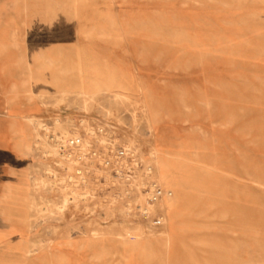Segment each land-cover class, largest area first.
I'll use <instances>...</instances> for the list:
<instances>
[{"label":"rangeland","instance_id":"1","mask_svg":"<svg viewBox=\"0 0 264 264\" xmlns=\"http://www.w3.org/2000/svg\"><path fill=\"white\" fill-rule=\"evenodd\" d=\"M30 1L33 13L57 20L26 25L63 40L70 57L64 85L55 79L51 89L27 92L41 108L26 118L32 141H22L24 223L29 254L42 255L36 264H264V0ZM28 40L0 38V109L2 74L13 77ZM64 113L139 138L163 187L171 167L177 188L163 201L164 227L148 229L106 196L70 199L55 185L35 144L39 123ZM137 225L129 238L118 233ZM82 240L89 256L75 250Z\"/></svg>","mask_w":264,"mask_h":264},{"label":"built area","instance_id":"2","mask_svg":"<svg viewBox=\"0 0 264 264\" xmlns=\"http://www.w3.org/2000/svg\"><path fill=\"white\" fill-rule=\"evenodd\" d=\"M38 127L36 152L68 198L92 202L103 195L148 229L164 226L163 201L173 192L159 182L155 155L143 141L109 121L85 115L64 113Z\"/></svg>","mask_w":264,"mask_h":264},{"label":"crops","instance_id":"3","mask_svg":"<svg viewBox=\"0 0 264 264\" xmlns=\"http://www.w3.org/2000/svg\"><path fill=\"white\" fill-rule=\"evenodd\" d=\"M34 9L36 4L30 0H0V38H29L20 62L10 68L14 71L13 77L2 74L5 103L0 109V264H36L37 258L42 257L29 254V238L24 223L26 211L22 205L26 195L24 170L29 166V151L25 150L22 141L25 134L31 141L33 139L26 118L36 117L41 112L38 99L33 95L29 98L27 92H37L45 86L51 89L55 79L64 85V58H70L67 57L68 46L63 40L53 42L51 35L47 40L48 34L42 29L26 25L57 20L52 13L36 14L32 12ZM46 59L54 61L48 65ZM33 81L37 86L34 90ZM10 198L14 199L17 207L7 206L11 203ZM178 198L174 204L176 210L180 205ZM176 225L174 219L167 225L172 231L168 249L174 243ZM88 245V241L82 240L76 243L75 250L78 254L86 252L89 256L91 250L87 249ZM43 256L46 257V254Z\"/></svg>","mask_w":264,"mask_h":264},{"label":"bare ground","instance_id":"4","mask_svg":"<svg viewBox=\"0 0 264 264\" xmlns=\"http://www.w3.org/2000/svg\"><path fill=\"white\" fill-rule=\"evenodd\" d=\"M53 61L54 60L51 61L50 59H46V62L48 63V65L51 62H53ZM162 173H163V171H162ZM163 174H164V179H165L164 181H166V187L170 188L172 190V192L174 193V191L176 190L177 186L175 185L176 184L175 183V180L171 177V167H169V168L168 167H165ZM173 200H174V195L172 194V196L170 198H168V201L171 202ZM66 202H67V197H64V205L66 204ZM173 204H175V203H173ZM140 229L141 228H140L139 225L135 226L134 228H128L127 226L126 227L122 226L120 228V231L121 232H118V233L122 237L129 238L130 236H133L134 235V232L140 231ZM113 255H115L118 260H122L123 251L121 249H119V248H116L115 249V253Z\"/></svg>","mask_w":264,"mask_h":264}]
</instances>
